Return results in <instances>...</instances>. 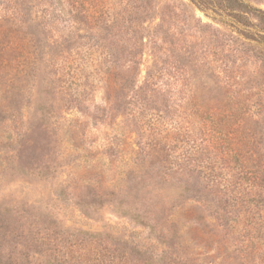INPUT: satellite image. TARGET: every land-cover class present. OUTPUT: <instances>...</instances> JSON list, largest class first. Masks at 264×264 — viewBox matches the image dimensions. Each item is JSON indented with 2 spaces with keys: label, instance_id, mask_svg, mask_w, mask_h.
<instances>
[{
  "label": "rangeland",
  "instance_id": "1",
  "mask_svg": "<svg viewBox=\"0 0 264 264\" xmlns=\"http://www.w3.org/2000/svg\"><path fill=\"white\" fill-rule=\"evenodd\" d=\"M199 1L203 6L212 2ZM157 2L144 22L147 30L141 32L148 43L142 70L145 74L153 59L149 41L160 37L162 60L171 81H178L171 97L172 103L177 100L171 109L175 119L183 118L189 99V91L180 90L192 76L189 68L197 71L198 90L202 83L212 87L214 80L236 97L245 93L249 102L252 97L251 104L264 99V32L258 30L262 24L256 15L246 14L243 27L249 36L262 38L260 45L232 31L229 17L221 22L220 16L191 0ZM246 2L264 10V0ZM24 9V0H0L3 35L19 25L16 42L0 39V264L230 262L225 257L233 250H227L224 241L218 246L217 221L209 217L208 207L203 210L207 222L186 221V214L190 217L198 206L190 194L184 203L174 187L154 189L153 198L165 195L163 206L167 204L169 214L146 219L152 228L125 211L131 199L124 194L122 110L111 108L102 115V107L109 108L102 84L81 106L62 93L69 82L68 69L60 62L67 43L52 33L46 39L30 34L22 23ZM262 117L254 119L261 122ZM179 202L183 204L170 210ZM175 218L178 232L171 224ZM208 231L213 232L210 240Z\"/></svg>",
  "mask_w": 264,
  "mask_h": 264
},
{
  "label": "trees",
  "instance_id": "2",
  "mask_svg": "<svg viewBox=\"0 0 264 264\" xmlns=\"http://www.w3.org/2000/svg\"><path fill=\"white\" fill-rule=\"evenodd\" d=\"M24 1L27 16L22 23L30 34L46 39L52 33L67 43L60 62L68 69L69 82L62 93L81 106L102 84L109 105L102 107V115L111 108L122 110L120 135L127 145L124 194L131 199L125 211L152 228L146 219L155 221L169 214L167 204L163 206L165 195L153 198L154 189L174 187L184 203L188 194L198 202L190 217L185 216L189 224L207 222L203 210L209 208V217L217 221L218 246L224 241L227 250H233L225 264H264V99L251 104L252 97L250 102L245 93L236 97L214 80L212 87L202 83L198 90L194 87L197 71L189 68L186 71L192 76L180 86L189 91V99L183 118L175 119L171 109L177 100L172 103L171 97L178 81H171L169 66L162 60L160 37L149 41L153 59L145 74L142 70L148 43L141 32L147 30L144 22L152 17L149 9L158 5L157 0ZM191 2L220 16L221 22L229 17L234 21L232 31L240 37L263 42L249 36L243 26L246 14L252 13L262 24L258 30L264 32V10L246 0H212L210 6ZM239 25L243 30H237ZM18 30L19 25L9 27L3 35L5 30L0 28V39L14 43ZM227 79L230 86L231 78ZM261 116L263 126L254 119ZM181 204H172L170 210ZM171 224L178 232L179 221L175 218ZM206 233L212 239L213 232ZM137 253L144 255L141 250Z\"/></svg>",
  "mask_w": 264,
  "mask_h": 264
}]
</instances>
